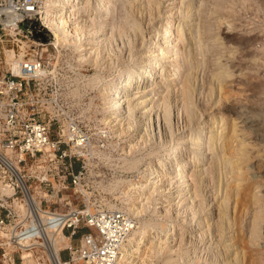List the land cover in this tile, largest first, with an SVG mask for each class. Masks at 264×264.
I'll use <instances>...</instances> for the list:
<instances>
[{"label":"rangeland","instance_id":"1","mask_svg":"<svg viewBox=\"0 0 264 264\" xmlns=\"http://www.w3.org/2000/svg\"><path fill=\"white\" fill-rule=\"evenodd\" d=\"M43 1L38 0L37 16L26 22L28 32L11 37L0 30V74L30 58L34 50L41 54L46 47L38 46L42 39L37 36L51 33L50 78L44 87L59 99L68 120H76L92 138L78 161L83 166L79 165L83 174L78 193L64 192L72 207L129 215L136 222L133 232H148L137 264H176L174 259L190 250L198 254L188 264H264V0H113L110 25L126 26L129 32L124 37L112 29L98 33L96 0H81L79 9L66 10L63 16L81 37L77 45L56 43L44 19ZM52 12V17L60 15ZM134 19L140 21L142 37L133 52H123V40L127 45L132 39ZM168 19L173 22V37L183 33L184 41L180 48L185 64L173 93L160 76L155 94L146 88L151 84L146 83L148 78H136L123 112H116L110 103L114 83L119 79L126 83L128 73L150 60L156 43L149 41L150 35ZM80 45L83 51L78 50ZM138 83L143 88L138 89ZM220 117L228 123L222 127L227 132L226 158L218 162L205 148L200 166L184 173L186 188L169 164H161L162 157L172 142L189 139L192 133L195 142L205 134L209 146L211 134L223 124ZM191 147L183 148L179 161L192 162L196 154ZM138 195L146 200L141 202ZM86 231L82 228L72 243L77 244ZM48 232L53 244L60 240L59 248L69 245L58 230ZM157 243L163 250L156 251ZM205 248L209 252L204 253ZM61 257L66 259L68 253Z\"/></svg>","mask_w":264,"mask_h":264},{"label":"built area","instance_id":"2","mask_svg":"<svg viewBox=\"0 0 264 264\" xmlns=\"http://www.w3.org/2000/svg\"><path fill=\"white\" fill-rule=\"evenodd\" d=\"M37 9L38 0H0V30L11 37L28 32L21 25ZM52 38L37 43L46 47L41 54L34 50L0 74V264H54L45 245L48 228L70 240L56 264H120L136 222L122 211L72 207L64 195L78 193V161L92 138L44 87ZM82 228L88 231L73 244Z\"/></svg>","mask_w":264,"mask_h":264},{"label":"bare ground","instance_id":"3","mask_svg":"<svg viewBox=\"0 0 264 264\" xmlns=\"http://www.w3.org/2000/svg\"><path fill=\"white\" fill-rule=\"evenodd\" d=\"M113 2H114L113 0H96V2L93 4V6H94V12L98 16V18L100 19V21L95 22L94 23V26H95L96 29H98L97 30L98 33H100V32L101 33H107L110 29H112L115 33H118L119 35L121 34L120 36L124 37L125 34L127 35L128 32H129L126 29V26L125 27L122 26V25L119 26V27L113 26V28H112L111 25H110L111 20L113 18L112 13H111L112 7L110 5ZM43 3H44V5L43 4L42 5L45 8V14H46L44 16V19L46 20V23L48 25V28L52 31V34L54 36V39H55L56 43L57 44H60V45H63V44L64 45L65 44L66 45L67 44L68 45L69 44H76L77 45L78 41L81 40L80 39L81 37L80 38L78 37V35H77L78 32L75 31L74 28H72V26L70 25V23L68 22V20L65 19V17H63V16H64L66 10H70L71 8H73L74 11H75V9H79V7L82 5L81 0H44ZM38 6H39V3H38ZM52 9L55 10V11H57V13L60 14V15H57L55 17H52L49 14V13H54V12H52ZM186 17H187L186 18V24H187L190 16L188 15ZM138 21L139 20H137V19H134L133 20V22H135V25L136 26L134 25V29L132 30L133 32L130 31V32H132V39H130L129 44L126 45L125 40H123V42H122V40L120 41V39H119V41L122 42L123 45H124V47H122V49L124 48L123 49V52H124L125 49H128L129 50L128 52L131 53V51L133 52L137 48V46H138V42L141 39L142 34H143V32H142L143 30L140 29L141 25L138 23ZM91 29H93V28H91ZM173 29H174L173 22H172L171 19H168L167 21L164 22V24L160 25V27H158V28H156V30L152 31V33L150 35L151 37H150L149 41L150 40H155L156 43H155L154 47H152V54L149 57H147L148 59L150 58V60H148L147 62H143V64L141 65L142 68L137 69L135 71H132V72L128 73V75L126 77L127 78L126 83H124V81H122V79H119V80L116 81V83H114V85H115V90L113 92V96L114 97L111 99V102L110 103L112 104V107L115 108V111L116 112L117 111H120V112L122 111L123 112L124 107L126 105V102L128 101V93L130 92L132 86L134 85V80L136 78H141V77L144 78V79L145 78H148V81L146 83H148V84L151 83V84L150 85L147 84L148 86L146 88H149V91H150L149 93H151V94L154 93L155 94L156 91L159 90V89H157V86L158 85L156 84L157 83L156 80L160 76V78H162V80L166 81V83H167V84L164 83L166 85V89L168 91H170V93H173V91H174L173 86L177 82V80H178L177 77L180 75V73H181V71H182V69L184 67V64H185V62H184L185 59L181 57V48H180L181 45H182L181 43L184 42L181 39V36L183 35V33H180V35H178V36H176L174 38L173 37V31L174 30ZM90 35H93V34H90ZM172 37L174 39H172ZM128 40H126V41H128ZM171 41H173V44L172 45H169L171 43ZM112 43H114V42L112 41ZM195 45H197V44H195ZM22 49L24 50V48H22ZM78 50L83 51V47H81V45H80V49H78ZM110 51H113V50H110ZM119 54H120V51H119ZM119 56H121V55H119ZM187 56H189L188 53H187ZM139 57L140 58H144L145 56L144 55H141ZM12 62H14V59H13ZM15 64H17V63H15ZM169 67H170V69H169ZM143 68L145 70H142ZM192 77L193 76H191V78ZM188 80L189 81L187 82V84L188 83H191L190 82V79H188ZM140 85H141V83H138V89L141 87ZM110 86H111V84L108 83L104 89L106 90ZM141 88H143V87H141ZM221 90L222 89H220V92H221ZM146 92H148V91L146 90ZM137 106H139V104H137ZM146 112H148V111H146ZM178 114L180 116L181 115V111H178ZM182 117H183V114H182ZM189 120H190V118H189ZM220 121L223 122V124H221V128L217 126V129H215V131L211 134V136H210V142H209L210 145L209 146H207L206 142L204 141V138L206 136L205 134H202L201 135L202 139H200L197 142H195L191 138H192L193 134H196V133H192L191 134V138H189V139H185V138H182L181 137V139H179L178 141H176L174 143L172 142L171 145L169 146L168 150H167V153L162 157L161 164H164V163L169 164V168H170L171 172H173L174 174H176V176H178V177L180 176L179 179L182 178L184 180L183 181V184L186 185L185 186L186 188L188 186V182L189 181L187 180V177L188 176L187 177L184 176V173L187 170H189L192 166H196V165L200 166V164L202 163V161H204L203 159H204V156H205V148L209 147V150L208 151L212 152L211 154H212V156H214L213 158L215 160L218 159L219 160V161L217 160L218 162H222V160L226 158V155L227 154L225 155L223 152L225 151L224 147H225L226 144H224V141H226V138H227L226 133L227 132H226V128H225V130H223L222 127L228 125V123L225 122V118H223V117L222 118L220 117ZM190 122H192V121H190ZM215 123H216V121L214 123H212V124H215ZM217 123H218V121H217ZM197 128H200V127H197ZM236 128L237 127H235L234 129H236ZM235 133H236V131H235ZM235 133L233 132L232 134H235ZM216 139H219L220 142L221 141L222 142L220 144L218 142H214ZM187 144L194 145V147L193 148L191 147V149L193 150L192 152H194V154H196V155L193 158L192 162L189 161L188 159H183V160L180 159L181 161H179V156L182 154V150H183V148ZM212 144H214V145H212ZM202 148H203V150H201ZM174 154H175V157L172 158L174 156ZM207 155H209V154H206V156ZM242 155H245V154L241 153L240 156H242ZM238 158H240V157H238ZM241 158H244V156L241 157ZM220 165H222V164H220ZM236 169H238V168H236ZM239 169H242V168H240V166H239ZM245 172H244V174H247ZM155 173H157V170H155ZM195 174H196V172H195ZM240 174H242V173H240ZM232 175H234V174H232ZM219 177H221V176H219ZM199 179H200V177H199ZM248 181H250V180H248ZM245 182H247V181H245ZM244 184L246 185V183H244ZM247 185H248V182H247ZM256 186L258 187V185H256ZM235 187H236V189L234 188L235 190H239V189H237V186H235ZM240 190H242V188H240ZM230 193H232V192H230ZM247 193H249V192L247 191ZM192 196H194V195H192ZM243 196H245V195H243ZM140 199H141V202L143 200H146V198H143L142 196H139L138 197V200H140ZM226 199H228V198H225L224 197V200H226ZM227 205H228V203H227ZM243 206H244V204H243ZM219 208H221V207H219ZM134 211L137 214H140L141 213L140 211H138V208H136V210H134ZM255 219L256 220H259L258 217L255 218ZM255 219H253V221L256 223L257 221H255ZM256 224H259V223H256ZM200 225H201V223H200ZM257 226H260V225H257ZM255 228L256 227H253V230H256ZM48 231H51V230H48ZM169 232H171V229H170ZM252 232H254V231H252ZM147 234H148L147 231H145L143 229L142 230L140 229V230H137V231L132 232L128 236L127 241L123 244V247H122V255H121V259H120V264H137L138 263L137 261L135 262V260L140 259L137 255H139L141 253V249H142L141 245L144 243V241L148 237ZM257 235H259V234H257ZM44 238H45V245H46V247L48 249L49 257L51 258V260L53 261V263L55 262L54 264H56V259L58 258L59 242H60V240L57 238L56 242H54V244H53L52 240L49 237V232H48V234L46 236H44ZM53 247L57 248L58 249V252ZM155 248H156V251L157 252L163 250V246H162L161 243H157V245L155 246ZM207 252H209V251L205 248L204 253H207ZM197 254H198L197 251H195V250L194 251H191L190 250V251L186 252L183 256H180L178 258H175L174 261H173V263H176V264H188L194 258H197Z\"/></svg>","mask_w":264,"mask_h":264},{"label":"water","instance_id":"4","mask_svg":"<svg viewBox=\"0 0 264 264\" xmlns=\"http://www.w3.org/2000/svg\"><path fill=\"white\" fill-rule=\"evenodd\" d=\"M26 25H27V23L25 22L21 26L25 27ZM38 37H41L43 43H47L51 39V33L46 31V34L41 33L40 35L37 36V39H38Z\"/></svg>","mask_w":264,"mask_h":264}]
</instances>
